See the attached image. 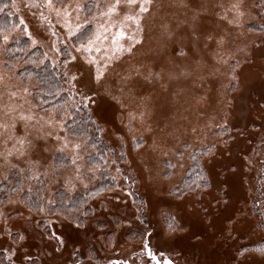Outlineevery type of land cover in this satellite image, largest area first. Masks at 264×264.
<instances>
[{"label": "rangeland", "instance_id": "374dc122", "mask_svg": "<svg viewBox=\"0 0 264 264\" xmlns=\"http://www.w3.org/2000/svg\"><path fill=\"white\" fill-rule=\"evenodd\" d=\"M10 5L0 264H264V0ZM23 39L60 66L65 103L47 108L27 63L6 60ZM73 74L120 102L91 104ZM41 126L38 148L19 143Z\"/></svg>", "mask_w": 264, "mask_h": 264}, {"label": "trees", "instance_id": "16d2710c", "mask_svg": "<svg viewBox=\"0 0 264 264\" xmlns=\"http://www.w3.org/2000/svg\"><path fill=\"white\" fill-rule=\"evenodd\" d=\"M15 23L16 17L12 12L10 0H0V33L8 32ZM6 60L10 63L16 60L20 63H27L24 69L20 70L19 74L31 73V76L38 81V88L36 89L37 98L42 103H45L47 108L60 106L68 100L64 92L66 82L60 75V66L53 67L48 62L42 63L40 51L34 50L28 52V44L25 39L21 40L20 43L14 42L10 44L6 51ZM26 78L28 77L26 76ZM79 108L73 113L75 117L74 122L76 121L75 124L80 125L81 132H71L87 135L88 129L92 126V118L86 113L84 108ZM103 153L104 149L102 144L97 143V154L102 155ZM95 191L88 192L85 196H93L97 193Z\"/></svg>", "mask_w": 264, "mask_h": 264}, {"label": "snow or ice", "instance_id": "6c2138e0", "mask_svg": "<svg viewBox=\"0 0 264 264\" xmlns=\"http://www.w3.org/2000/svg\"><path fill=\"white\" fill-rule=\"evenodd\" d=\"M128 3L130 6H135L137 3V0H128ZM146 10L142 8V11ZM71 79L76 82V85L78 88H80L82 91V94L89 100L91 104H95L98 108H103L105 101L107 100H113L116 103H119V99L115 96L112 89L110 87H104L101 83V78L97 76L95 78V81H93V78L89 74L87 78H84L83 75H76L73 74ZM103 87V91H99L98 89ZM21 120L25 121H31V117H20ZM28 125H25V128L27 129ZM43 126L40 128H36V136H35V142L30 139L29 137L32 135L30 132H27L25 135L19 138V143L21 145L29 144L33 145L34 147H39V141L44 139V135L42 134Z\"/></svg>", "mask_w": 264, "mask_h": 264}, {"label": "flooded vegetation", "instance_id": "af4514ba", "mask_svg": "<svg viewBox=\"0 0 264 264\" xmlns=\"http://www.w3.org/2000/svg\"><path fill=\"white\" fill-rule=\"evenodd\" d=\"M155 264H160L158 261H156V263Z\"/></svg>", "mask_w": 264, "mask_h": 264}]
</instances>
